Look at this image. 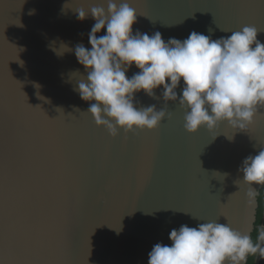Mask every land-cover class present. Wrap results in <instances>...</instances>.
Instances as JSON below:
<instances>
[{
    "label": "water",
    "instance_id": "obj_1",
    "mask_svg": "<svg viewBox=\"0 0 264 264\" xmlns=\"http://www.w3.org/2000/svg\"><path fill=\"white\" fill-rule=\"evenodd\" d=\"M128 2L137 12L134 34L159 31L166 42L195 31L217 39L250 25L264 43V0ZM93 6L106 9L107 3L0 0V138L10 193L5 207L46 232L44 254L31 259L35 264H148L152 246H170L169 232L181 225L217 221L246 227L247 188L234 181L242 179L243 159L264 147V108L247 132L221 124L213 132L201 128L189 134L184 111L169 101L171 119L157 129L135 135L120 130L110 137L87 113L92 102L74 90L87 73L73 49L81 43L90 48L95 23L91 16L78 21L75 9ZM104 34L102 29L97 36ZM137 71L132 66L126 75ZM155 93L160 96V89ZM134 100L140 107L163 106L162 99L143 91ZM257 208L258 200L255 222ZM255 222L252 232L264 223V212L260 224ZM253 264L264 260L253 258Z\"/></svg>",
    "mask_w": 264,
    "mask_h": 264
},
{
    "label": "clouds",
    "instance_id": "obj_2",
    "mask_svg": "<svg viewBox=\"0 0 264 264\" xmlns=\"http://www.w3.org/2000/svg\"><path fill=\"white\" fill-rule=\"evenodd\" d=\"M106 3V9H75L78 21L88 16L95 21L88 34L90 48L81 43L73 51L87 73L74 90L82 101L92 102L86 111L97 127L113 138L120 130L125 135L155 130L163 120L171 119L168 102L173 101L185 113L183 127L189 134L201 128L213 132L221 124L233 132H247L259 109L264 108V43L257 39L256 27L243 26L217 39L193 31L184 40L169 38L165 42L159 31L133 33L137 12L128 0ZM102 29L105 34L97 36ZM132 66L138 71L129 78L126 72ZM141 91L152 99H162L163 106H137L135 94ZM238 172L242 179L234 183L247 188L250 212L246 227L235 229L217 221L196 227L181 225L169 232L170 246H152L148 264H248L249 257L264 260V223L256 228L255 241L251 236L259 195L254 185L264 186V147L243 159ZM213 173L223 178L228 175Z\"/></svg>",
    "mask_w": 264,
    "mask_h": 264
},
{
    "label": "snow or ice",
    "instance_id": "obj_3",
    "mask_svg": "<svg viewBox=\"0 0 264 264\" xmlns=\"http://www.w3.org/2000/svg\"><path fill=\"white\" fill-rule=\"evenodd\" d=\"M4 150L0 138V264H35L31 257L44 254L46 232L41 226L29 223L27 215L14 216L12 210H6L10 193H6L4 186Z\"/></svg>",
    "mask_w": 264,
    "mask_h": 264
},
{
    "label": "trees",
    "instance_id": "obj_4",
    "mask_svg": "<svg viewBox=\"0 0 264 264\" xmlns=\"http://www.w3.org/2000/svg\"><path fill=\"white\" fill-rule=\"evenodd\" d=\"M257 200H258V208H257V219L255 222V226L260 224L261 217H262V214L264 212V186L260 187L259 195L257 196ZM256 228L257 227H255L253 232L251 233L253 241H255L256 235H257ZM248 264H253V257L248 258Z\"/></svg>",
    "mask_w": 264,
    "mask_h": 264
}]
</instances>
